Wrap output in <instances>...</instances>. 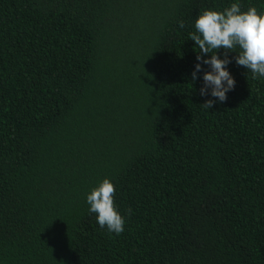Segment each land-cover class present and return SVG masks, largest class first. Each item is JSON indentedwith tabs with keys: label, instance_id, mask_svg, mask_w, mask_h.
<instances>
[{
	"label": "trees",
	"instance_id": "trees-1",
	"mask_svg": "<svg viewBox=\"0 0 264 264\" xmlns=\"http://www.w3.org/2000/svg\"><path fill=\"white\" fill-rule=\"evenodd\" d=\"M233 3L264 14L0 0V264H264V77L230 51L226 101L192 79L196 19ZM106 178L121 234L89 211Z\"/></svg>",
	"mask_w": 264,
	"mask_h": 264
},
{
	"label": "clouds",
	"instance_id": "clouds-1",
	"mask_svg": "<svg viewBox=\"0 0 264 264\" xmlns=\"http://www.w3.org/2000/svg\"><path fill=\"white\" fill-rule=\"evenodd\" d=\"M180 27H184L183 22ZM195 29V33H190V39L199 48L197 61L200 63L196 64L192 73L193 81L197 79L202 65L211 67V71L205 72L203 76L204 86L200 89L202 96H207L211 88V96L224 102L227 93L235 88L236 81L226 68L231 63L228 58L230 51L239 53L234 57L237 65L250 70L253 79L264 77V14L258 13L256 7L241 11L240 4L233 3L223 12L205 10L196 19ZM221 48L225 50L224 59L217 55ZM209 53L211 58L204 59V55ZM215 103V100L209 99L202 106L211 109ZM115 193V185L106 178L87 196V202L89 211L97 214V222L102 228L106 226L109 232L121 234L125 219L116 209Z\"/></svg>",
	"mask_w": 264,
	"mask_h": 264
}]
</instances>
